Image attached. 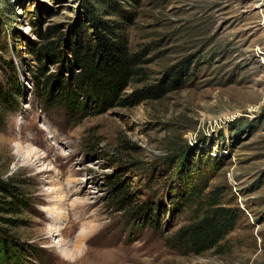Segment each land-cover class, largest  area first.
<instances>
[{"label": "rangeland", "instance_id": "374dc122", "mask_svg": "<svg viewBox=\"0 0 264 264\" xmlns=\"http://www.w3.org/2000/svg\"><path fill=\"white\" fill-rule=\"evenodd\" d=\"M99 1L0 0V61L13 62L24 89L0 130V179L26 181L31 195L27 226L16 229L24 264H264V0ZM89 12L116 21L129 51L145 54L144 85L173 68L186 73L184 83L75 126L45 109L34 87L41 64L30 49L50 31L67 37L85 24L93 32ZM208 154L207 192L220 190L221 202L240 210L217 250L184 256L166 246L183 215L169 216L162 236L117 211L114 178L143 201L167 200L177 185L172 169Z\"/></svg>", "mask_w": 264, "mask_h": 264}, {"label": "trees", "instance_id": "16d2710c", "mask_svg": "<svg viewBox=\"0 0 264 264\" xmlns=\"http://www.w3.org/2000/svg\"><path fill=\"white\" fill-rule=\"evenodd\" d=\"M99 2L104 6L113 4L111 0ZM88 16L93 32L85 24L72 29L67 37L50 31L41 43L30 46V53L41 64L37 71L40 73L36 74L39 78L34 82L37 99L45 109L61 112L69 126L114 108H131L145 101L159 100L184 83L180 76L186 73L173 68L162 82L144 85L145 81L139 79L146 78L142 68L145 54L129 51L126 36L116 21H104L94 12ZM46 63L57 65L58 71L48 74L43 67ZM0 68L1 130L8 116L19 110L24 89L13 62L1 60ZM134 83L142 86L127 94ZM212 161L208 154L205 161L199 159L182 164L178 171L172 169L177 185L172 187V195L167 200L143 201L122 180L114 178L112 201L129 221L138 220L142 228H151L162 236L168 217L176 220L177 215H183L184 224L163 238L169 249L181 255L199 256L217 250L235 229L240 210L225 206L220 190L207 192L213 178L208 171ZM156 179V182L149 180L156 184L159 177ZM30 196L26 181L16 177L0 179V264L26 261L28 251L16 229L27 226L23 215L32 208Z\"/></svg>", "mask_w": 264, "mask_h": 264}, {"label": "bare ground", "instance_id": "6f19581e", "mask_svg": "<svg viewBox=\"0 0 264 264\" xmlns=\"http://www.w3.org/2000/svg\"><path fill=\"white\" fill-rule=\"evenodd\" d=\"M18 154H19L20 156H22L24 159H26V158H28V159H30V158H31V159H32V158H36L37 160H40V158L38 157V155L35 154L33 150H28V152H25V153H24L21 149H19V150H18ZM24 161H25V160H24ZM42 171H43V170H42ZM51 191L55 192L57 195H58V194H61V189L58 188V186H57V187H53V186H52ZM62 252L67 256L66 250H63Z\"/></svg>", "mask_w": 264, "mask_h": 264}]
</instances>
